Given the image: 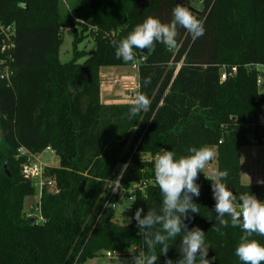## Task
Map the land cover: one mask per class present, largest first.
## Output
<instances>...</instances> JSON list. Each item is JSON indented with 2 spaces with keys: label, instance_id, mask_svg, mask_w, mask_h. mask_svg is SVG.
Instances as JSON below:
<instances>
[{
  "label": "trees",
  "instance_id": "trees-1",
  "mask_svg": "<svg viewBox=\"0 0 264 264\" xmlns=\"http://www.w3.org/2000/svg\"><path fill=\"white\" fill-rule=\"evenodd\" d=\"M175 1L87 0L90 16L76 24L94 46L78 50L73 33L72 58L62 63L60 30L70 23L59 19V0H0V23L13 28L15 43L10 83L0 79V264H80L107 251L127 255L134 245L146 251L134 210L142 208V216L159 211L160 190L152 183L142 191L127 189L154 179L153 157L162 149L179 156L192 146H213L215 169L229 172L228 187L264 200V183L243 184L239 171L240 149L264 145L257 123L264 112V0H202L195 13L205 22L200 38L193 41L180 29L174 50L160 43L151 53L136 50L143 58L137 90L151 101L147 112L130 117L129 103L101 101L100 67L134 63L116 58L114 42L148 16L169 22ZM231 67L235 72L221 81V68ZM20 146L33 155L49 147L59 159L44 172L57 192L41 190V223L30 222L24 208L37 189L22 173ZM116 177L131 197L124 209L130 223L118 222L110 207L119 195L110 197L106 182ZM204 177L199 173L200 195L193 197L200 214L184 222L205 232L211 264H241L234 254L241 232L213 228L215 200ZM255 238L264 244V237ZM169 243L166 256L156 246L157 264L179 259L180 237Z\"/></svg>",
  "mask_w": 264,
  "mask_h": 264
},
{
  "label": "clouds",
  "instance_id": "clouds-1",
  "mask_svg": "<svg viewBox=\"0 0 264 264\" xmlns=\"http://www.w3.org/2000/svg\"><path fill=\"white\" fill-rule=\"evenodd\" d=\"M172 19L162 22L158 17L148 16L138 23L118 43L114 42L115 56L124 63L137 59L136 50L151 53L156 44H163L169 50L178 47L179 30L184 29L193 41L204 32V20L199 18L189 7L177 3L172 9ZM151 83V76L144 78L143 85ZM151 101L148 96L137 90L129 103L130 117L147 112ZM216 158L213 146H192L186 155H177L175 151L162 149L154 158V180L162 197L159 211L148 210L143 216L142 208L134 214L139 235L143 237L144 248L135 257L134 264H157L161 255H167L169 241L180 237L179 259H167L165 264H211L208 257L209 245L206 244L205 232L199 227L189 229L184 222L190 213L200 214V205L193 201L199 197L200 185L196 183L199 173ZM212 181V194L215 200V225L213 228H238L241 232L234 250L241 264H264V244L255 237H264V200L258 199L250 191L235 194L225 182L228 170L213 169L212 175H205ZM119 188V181H115ZM133 204V203H132ZM132 204L129 208H131ZM211 219V218H209ZM131 222L130 220L128 221ZM160 246L161 255L156 254Z\"/></svg>",
  "mask_w": 264,
  "mask_h": 264
},
{
  "label": "rangeland",
  "instance_id": "rangeland-1",
  "mask_svg": "<svg viewBox=\"0 0 264 264\" xmlns=\"http://www.w3.org/2000/svg\"><path fill=\"white\" fill-rule=\"evenodd\" d=\"M189 5L196 10H200L202 7V0H187ZM90 16V9L87 0H59V19L62 22H69V27H63L60 30L62 37V43L59 47V61L64 63L68 62L72 58L71 48L73 33L75 37L80 40L77 48L91 49L94 46L91 37L82 32L81 26L76 24L81 17L88 18ZM80 23V22H79ZM81 24H85L82 23ZM74 37V38H75ZM83 58L79 59L81 62ZM102 76V88L100 91V97L102 102L107 104H123L130 103L132 95L127 89L134 91V85L136 79L133 77L131 66H102L99 69ZM126 85V86H124ZM262 86H259V90L262 91ZM143 158L149 159V154H146ZM155 158V155L153 159ZM38 160L47 167H57L59 159L55 153L49 151H42L38 156ZM211 166V167H210ZM121 165L118 166L120 168ZM215 169V160L205 169V174L211 176L212 170ZM240 182L243 184L256 183L257 178L264 182V145H249L240 149ZM203 173V172H202ZM37 194H38V188ZM37 194L25 199L24 208L26 214L29 213V207L34 205L37 199ZM118 206L115 208L114 213L118 222L129 223L131 217L129 215H123L126 204H128L125 196H118L115 201ZM129 259L125 253L113 252V256L110 261L104 258V255L88 259L80 264H105L108 262H128Z\"/></svg>",
  "mask_w": 264,
  "mask_h": 264
},
{
  "label": "built area",
  "instance_id": "built-area-1",
  "mask_svg": "<svg viewBox=\"0 0 264 264\" xmlns=\"http://www.w3.org/2000/svg\"><path fill=\"white\" fill-rule=\"evenodd\" d=\"M0 35H1V41H0V79L4 80L6 83H10L11 76L13 74V70L11 68V63L13 62V52L15 49V43H14V32L13 28L10 26H4L0 23ZM143 58H138L132 63L131 68L133 72V77L136 79V72L138 68V63L142 61ZM257 69H262L257 68ZM235 72V68L231 67L230 69L221 68L219 72V78L220 80H225L226 77ZM256 83L260 85L262 83V76H258L256 79ZM125 86V85H124ZM132 95V98L134 97L136 91H137V83L134 85V91L131 89H127ZM257 123L259 125V128L262 132H264V112H261L257 116ZM49 151L53 153V150L49 147H46L43 151ZM40 155V154H39ZM39 155H33L30 153L26 148L23 146H20L17 148V157H25L26 162L23 165L22 173L26 178H29L33 181L35 187L38 188V194L37 199L34 205H31L29 207V213L27 215L34 216L36 222L41 223L42 217L39 210V198L40 193L42 189H45L49 193L55 194L57 192V187L54 179L52 177H47L44 172L47 166H45L43 163H41L38 160ZM206 182L208 183L209 187L211 188L212 181L206 176L204 177ZM119 181V177H116L114 179H110L106 182V190L110 197L119 195V196H125L124 191L119 188L115 187V181ZM148 183L155 184L154 179L149 180H140L137 182H134L129 189H127L128 193H132L136 190L142 191ZM212 189V188H211ZM127 199V202H131L130 196H125ZM116 201V200H115ZM113 201L110 204V207L115 209L117 208L118 204ZM127 205V204H126ZM136 210H134V213ZM143 251V249L139 246H132L127 253V257L129 261L135 262V257L139 255V252ZM113 256L112 251H107L104 254V258L107 261H110L111 257Z\"/></svg>",
  "mask_w": 264,
  "mask_h": 264
},
{
  "label": "water",
  "instance_id": "water-1",
  "mask_svg": "<svg viewBox=\"0 0 264 264\" xmlns=\"http://www.w3.org/2000/svg\"><path fill=\"white\" fill-rule=\"evenodd\" d=\"M175 3L177 4V3H182V4H184L185 6H187V7H189L194 13H198L199 11L198 10H196V9H194L192 6H190L189 5V1H187V0H176L175 1ZM123 215H128L126 212H123ZM33 221H35V217L34 216H32L31 218H30V222H33ZM133 262V261H132Z\"/></svg>",
  "mask_w": 264,
  "mask_h": 264
},
{
  "label": "crops",
  "instance_id": "crops-1",
  "mask_svg": "<svg viewBox=\"0 0 264 264\" xmlns=\"http://www.w3.org/2000/svg\"><path fill=\"white\" fill-rule=\"evenodd\" d=\"M100 79H101V88H102V76L100 75ZM126 86V85H125ZM101 88H100V91H101ZM101 101H102V99H101ZM103 104H105V105H107V103H105V102H102ZM124 104V103H123ZM209 167V166H208ZM211 167V166H210ZM255 183V182H254ZM256 183H264V182H262V181H260V179L259 178H257V180H256ZM30 198V197H29ZM27 199V198H26Z\"/></svg>",
  "mask_w": 264,
  "mask_h": 264
}]
</instances>
